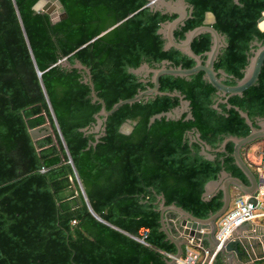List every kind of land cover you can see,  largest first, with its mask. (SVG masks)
<instances>
[{
  "label": "trees",
  "instance_id": "1",
  "mask_svg": "<svg viewBox=\"0 0 264 264\" xmlns=\"http://www.w3.org/2000/svg\"><path fill=\"white\" fill-rule=\"evenodd\" d=\"M36 1L0 0V264H165L175 246L161 230L157 195L206 218L222 204L221 191L203 199L209 180L223 169L247 183L234 163L233 143L217 149L226 136L250 132L234 106L256 128V117L264 118V62L257 82L228 98L231 107L217 102L202 71L188 78L162 75L159 89L184 95L190 118L184 111L177 119L150 122L179 105L176 96L155 95L120 106L96 139L97 132L82 130L95 125L101 108L92 101L85 72L55 63L66 56L88 67L96 94L110 109L152 86L151 74L130 68L144 62L156 68L163 59L194 65L180 50L163 49L158 29L176 14L152 10L148 0H60L67 17L52 22L32 9ZM186 2L192 11L174 29L175 39L211 12V25L226 42L214 69L227 74L225 84H234L253 40L264 44L257 26L264 0ZM211 39L200 33L193 51L204 59ZM44 123L51 132L37 139V149L30 129ZM125 123L132 126L129 133L121 130ZM195 131L212 158L200 153Z\"/></svg>",
  "mask_w": 264,
  "mask_h": 264
},
{
  "label": "water",
  "instance_id": "2",
  "mask_svg": "<svg viewBox=\"0 0 264 264\" xmlns=\"http://www.w3.org/2000/svg\"><path fill=\"white\" fill-rule=\"evenodd\" d=\"M146 6L154 11H160L163 14H176L174 19L161 23L160 28L158 29V33H160L164 39L163 49L168 50L171 47L178 49L191 57L195 63L191 67L183 68L181 65L173 66L171 61L163 59L160 64L156 65V68L149 67L146 62L142 63L138 68H130V71L137 74H143V76L151 74L150 81L152 82V86L138 91L129 98L118 100L112 105L110 109H107L105 102L95 92L89 68L83 65L79 60H75V62L71 64L66 56L58 60L55 64H60L61 66L67 68H76L85 72L86 76L84 81L90 88L92 101L101 105L100 110L95 115V125L91 128L84 127L82 129L86 132H97L98 134L96 135V139L105 133V121L107 116L116 111L120 106L124 104H132L142 98L154 97L155 95L176 96L179 99V105L170 111L160 112L152 116L150 122H152L155 118H160L161 116H165L166 118L170 119H177L181 117V114L184 111H187L186 118H190L191 113L189 111V101L184 99V95L176 90L161 91L159 89V78L162 75L168 74L188 78L190 75L202 71L203 79L209 82L217 91V102L222 101L226 103L227 107L232 106L228 103V98L230 96L242 95L246 89L253 86L258 80L264 62V44H262L260 41H257V39H254L252 42V45H254L255 48H251L250 50L251 55L248 57V63L243 70L242 77L237 79L234 84L228 85L224 83V79L227 74L223 70L216 71L214 69V61L219 55L221 48L226 46V42L224 35L220 34L211 25V23L214 21V15L211 12L206 13V18L202 25L196 26L195 28L186 31L183 39L176 40L173 31L179 25H183L184 20L190 15L192 11V6L188 4L186 0H148ZM32 9L34 11H42L47 13L50 16L52 22H57L67 17V13L60 0H37L33 4ZM262 20H264V11L257 20V26L261 31L264 30V28L260 27L259 25ZM117 24L118 23L115 25ZM115 25L102 31L99 35L104 34ZM203 32H208L212 38L209 50L204 53L206 56L204 59L201 57V55L195 53L191 47L193 39ZM98 36H95L92 40L96 39ZM38 74L40 75L41 72L39 71ZM217 102L214 104V107L217 106ZM234 108L250 126V132L242 137L231 135L225 137L221 143V148L217 150L223 151L227 142L233 143L232 156L234 163L247 179V183H244L240 178L232 176L223 169L220 171L217 179L209 180L206 183L205 191L202 194L203 199L208 200L216 192L221 191L222 204L216 211L211 212L206 218L194 216L192 213L186 211L174 203L166 205L163 194L157 195L156 198L159 205L158 210L160 213L161 230L165 233L166 238L175 246V252L169 255V258L165 260V264H177V260L183 255V246L186 243V238L191 236H208L212 245V250H216V254L219 253L220 256L223 257V260L226 264H233L234 253L239 255L241 253V250L238 247V241H236V239L230 238L220 242L216 238L215 232L217 229V220L228 208L232 187H236L241 192L251 195H254L256 192L257 180L255 175L242 159L240 151L244 145L256 139L264 138V119H260L261 121L257 123L258 127L256 128L252 125V121L245 111H242L236 106H234ZM131 129L132 126L129 123H125L121 128V130L125 133H129ZM50 132L51 128L48 123H44L36 128L30 129L31 137L37 149V139L50 134ZM194 135L195 136L193 140L198 141L201 145L200 153L208 158H212L213 155L210 153V145L200 138L198 131H195ZM215 185L217 186L216 191L214 190L215 188L213 189ZM250 201L254 202V198L251 197ZM170 213L177 216L176 227L178 231L177 229H174L168 220V215ZM201 230H205L204 233H202ZM260 247L261 254L258 255V257L264 254L263 247L261 245ZM240 256L239 258H241Z\"/></svg>",
  "mask_w": 264,
  "mask_h": 264
},
{
  "label": "built area",
  "instance_id": "3",
  "mask_svg": "<svg viewBox=\"0 0 264 264\" xmlns=\"http://www.w3.org/2000/svg\"><path fill=\"white\" fill-rule=\"evenodd\" d=\"M241 157L255 175L257 188L254 195L233 187L226 211L217 220L216 238L223 242L234 238L236 229L246 223L264 220V138L256 139L241 148ZM254 198V202L250 198ZM205 230H201L204 233ZM216 250L203 244V237H187L183 255L177 264H220L216 262Z\"/></svg>",
  "mask_w": 264,
  "mask_h": 264
},
{
  "label": "crops",
  "instance_id": "4",
  "mask_svg": "<svg viewBox=\"0 0 264 264\" xmlns=\"http://www.w3.org/2000/svg\"><path fill=\"white\" fill-rule=\"evenodd\" d=\"M215 185L213 187L216 188ZM176 219L177 216L170 213L168 215V220L176 230ZM178 231V229H177ZM234 238L238 241V247L241 250L240 255L234 253L233 264H264V254L260 252V245L263 247L264 253V220L261 223H246L239 226L234 232ZM203 239L206 241V245L209 249L212 250V245L208 236H203ZM213 251V250H212ZM244 252V253H243ZM239 256L241 258H239ZM216 262L220 264H226L223 260V257L220 254H216Z\"/></svg>",
  "mask_w": 264,
  "mask_h": 264
},
{
  "label": "flooded vegetation",
  "instance_id": "5",
  "mask_svg": "<svg viewBox=\"0 0 264 264\" xmlns=\"http://www.w3.org/2000/svg\"><path fill=\"white\" fill-rule=\"evenodd\" d=\"M226 78V77H225ZM220 98V96H219ZM217 99H218V95H217ZM263 118V117H256V122L259 123L260 119ZM264 119V118H263ZM227 137V136H226ZM220 148H221V145H220ZM215 191L217 190L216 188L214 189Z\"/></svg>",
  "mask_w": 264,
  "mask_h": 264
},
{
  "label": "bare ground",
  "instance_id": "6",
  "mask_svg": "<svg viewBox=\"0 0 264 264\" xmlns=\"http://www.w3.org/2000/svg\"><path fill=\"white\" fill-rule=\"evenodd\" d=\"M259 25L260 27L264 28V20H262Z\"/></svg>",
  "mask_w": 264,
  "mask_h": 264
},
{
  "label": "rangeland",
  "instance_id": "7",
  "mask_svg": "<svg viewBox=\"0 0 264 264\" xmlns=\"http://www.w3.org/2000/svg\"><path fill=\"white\" fill-rule=\"evenodd\" d=\"M261 121V120H260ZM232 190H233V187H232Z\"/></svg>",
  "mask_w": 264,
  "mask_h": 264
}]
</instances>
